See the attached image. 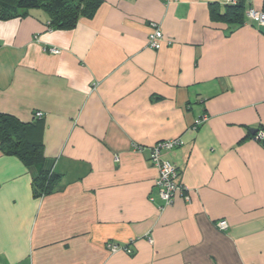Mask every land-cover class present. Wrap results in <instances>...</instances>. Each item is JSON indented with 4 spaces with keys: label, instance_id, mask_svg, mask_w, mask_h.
I'll use <instances>...</instances> for the list:
<instances>
[{
    "label": "crops",
    "instance_id": "obj_1",
    "mask_svg": "<svg viewBox=\"0 0 264 264\" xmlns=\"http://www.w3.org/2000/svg\"><path fill=\"white\" fill-rule=\"evenodd\" d=\"M225 4L100 0L69 28L50 29L43 8L0 19V113L30 122L42 154L25 164L0 148V264H264L251 132L264 131V25ZM166 139L181 141L164 157L190 198L160 208L150 147ZM40 169L57 186L35 196Z\"/></svg>",
    "mask_w": 264,
    "mask_h": 264
},
{
    "label": "trees",
    "instance_id": "obj_2",
    "mask_svg": "<svg viewBox=\"0 0 264 264\" xmlns=\"http://www.w3.org/2000/svg\"><path fill=\"white\" fill-rule=\"evenodd\" d=\"M99 2L100 0H0V19L24 17L31 8H43L49 15L47 26L50 29L69 28L74 26L79 17L90 14ZM225 6L223 16L239 22L247 4L241 0ZM262 9L264 10V0ZM29 128L30 122L20 121L11 114L0 113V148L5 154L18 156L25 164L40 165L41 143L27 137ZM261 140L264 143V139ZM57 179L58 176L52 171L40 169L33 179L34 195L42 196L55 188Z\"/></svg>",
    "mask_w": 264,
    "mask_h": 264
},
{
    "label": "built area",
    "instance_id": "obj_3",
    "mask_svg": "<svg viewBox=\"0 0 264 264\" xmlns=\"http://www.w3.org/2000/svg\"><path fill=\"white\" fill-rule=\"evenodd\" d=\"M226 4H235L241 0H223ZM245 16L249 20H254L264 25V11L254 6L248 5L245 8ZM150 31L147 36L146 45L152 49H158L161 47L163 35L161 29L157 23H150ZM49 52L59 53L60 49L56 47H50ZM41 112L36 111L33 119H39L42 117ZM206 117L195 120L194 127L198 126ZM256 139H264V131L258 130L255 134ZM181 141L176 139L159 140L150 147L151 156L150 161L157 169V177L155 179V187L157 189V197L160 199V208L168 206L172 203L175 194L179 193L185 199L189 200L186 187L178 181L177 170L175 165L164 157V154L175 146L180 145ZM137 149H141V145H134ZM150 201H154V197L149 196ZM218 229L225 230L228 227L227 221L220 219L216 222ZM106 247L111 252L124 251L127 253L131 252L129 245H119L114 242H107Z\"/></svg>",
    "mask_w": 264,
    "mask_h": 264
},
{
    "label": "water",
    "instance_id": "obj_4",
    "mask_svg": "<svg viewBox=\"0 0 264 264\" xmlns=\"http://www.w3.org/2000/svg\"><path fill=\"white\" fill-rule=\"evenodd\" d=\"M251 132L254 134L257 132V129H251Z\"/></svg>",
    "mask_w": 264,
    "mask_h": 264
},
{
    "label": "rangeland",
    "instance_id": "obj_5",
    "mask_svg": "<svg viewBox=\"0 0 264 264\" xmlns=\"http://www.w3.org/2000/svg\"><path fill=\"white\" fill-rule=\"evenodd\" d=\"M256 133H254V135H255Z\"/></svg>",
    "mask_w": 264,
    "mask_h": 264
}]
</instances>
